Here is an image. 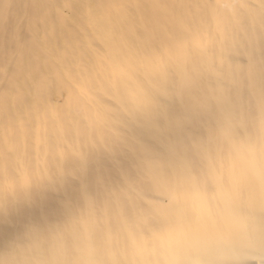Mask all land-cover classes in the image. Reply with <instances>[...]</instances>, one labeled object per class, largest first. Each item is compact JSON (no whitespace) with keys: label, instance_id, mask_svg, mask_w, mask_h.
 <instances>
[{"label":"bare ground","instance_id":"1","mask_svg":"<svg viewBox=\"0 0 264 264\" xmlns=\"http://www.w3.org/2000/svg\"><path fill=\"white\" fill-rule=\"evenodd\" d=\"M0 264H264V0H0Z\"/></svg>","mask_w":264,"mask_h":264}]
</instances>
